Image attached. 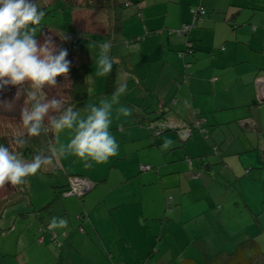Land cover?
I'll use <instances>...</instances> for the list:
<instances>
[{
	"label": "rangeland",
	"instance_id": "rangeland-1",
	"mask_svg": "<svg viewBox=\"0 0 264 264\" xmlns=\"http://www.w3.org/2000/svg\"><path fill=\"white\" fill-rule=\"evenodd\" d=\"M34 3L45 13L35 39L42 44L46 37H51L59 49L62 47L59 35L63 33L67 37L63 42L72 53L73 61L85 65L89 71L86 106L99 105L100 101L105 99L111 101L117 88L122 83L127 84L126 92L119 97V104L113 105L110 131L117 139L121 133H118L115 126L120 125L131 131L135 140L125 142L117 139L120 145L119 153L107 163H93L92 167H86L72 155L52 156L51 163L47 165L48 174L38 171L29 177L26 183L27 199L13 202L1 211L0 264H185L183 259L188 257L193 258L196 264H204L201 250L194 244L193 239L197 236L204 240L205 251L209 255L222 249L230 252L238 242L247 237H252L258 242L264 253V102H252L251 106L249 103L245 106L236 105L238 102L249 100L248 87H258V84L255 86L254 81L250 84L245 81V63H240L236 68L231 65L220 67L216 63L217 59L211 55H208V66L203 70L206 73L191 68L187 72L182 71L184 63H189L191 67L199 64L198 55H206L208 46L212 49L214 42L217 41L218 44V37L228 48L234 47L233 44L237 45L227 34V28L219 21H212V25H216V35L210 41L204 39L205 49L200 48V41L194 42L193 45L191 43V52L183 53L182 57L178 51L173 54L163 52L161 59H167V62L175 63L180 68V74L173 76L172 68L166 67L161 59H155L148 32H142L141 40H130L127 34L122 35V25L119 28V24L124 18H121L120 14L128 3L123 5L112 0L111 7H103L93 0H34ZM177 5L176 2L168 4V20L177 21ZM153 8V13L160 12L156 20L161 21L166 17L163 13L167 9H164L163 4ZM191 11V21L177 29L170 27L168 33L187 34L192 27L199 25L200 17L206 13L205 9L199 6ZM146 12L151 13V8H147ZM257 17L254 20L257 21ZM137 21V18L129 17L126 23L136 24ZM127 24H123V28ZM201 27L206 29L204 36L207 38L211 30L208 32V26L204 23ZM167 28L169 26L163 30L167 31ZM136 30L140 31L139 28ZM218 32L222 34L219 36ZM107 33L108 38L105 36ZM112 36L114 37L111 39ZM182 38L185 40L184 35ZM103 42H110L109 55L116 62L111 93L103 91L105 77L96 75L99 46ZM90 44L96 46L89 47ZM185 47L184 43L180 49ZM225 52L218 45L214 54L226 58ZM261 55L264 56V53ZM256 56L259 57V54ZM66 59L68 60L67 57ZM212 76L217 78L214 82L210 81ZM258 78L262 80L264 74L256 75L254 80ZM56 80V87L44 89L47 99H66L72 81L70 74L67 75V80L64 76H58ZM164 83L168 86L161 95L167 106H154L158 115H168L169 118L166 119L184 123L193 121L196 112L201 120L205 117L201 127L204 128L203 134H206L207 138L194 131L185 143L178 139L174 131L167 129L158 134L159 143L149 145L148 124L152 122L144 123L146 129L136 122L137 103L144 95L154 102L156 89ZM6 86L0 87V137L12 144L15 134L23 129L21 111L25 107L27 92L24 88L17 92L19 86ZM221 88L224 89L220 90ZM258 89L264 94L260 90L261 87ZM19 102H23V105L20 106ZM144 104L147 105V102ZM86 106L78 109L82 116L87 115ZM121 106L131 109V115H118L117 109ZM212 106L230 108L213 111ZM202 107L204 109H201ZM163 109L165 112H162ZM223 120L225 122H222ZM194 123L196 124L197 120ZM158 124L163 126L161 119L157 121L156 125ZM180 125L177 127L182 128L181 135H187L188 130ZM48 136L49 145L55 144L56 147L71 139V133L68 131L59 134L50 131ZM165 136L167 141H164ZM170 140L174 141L176 146L173 147L169 143ZM183 143L185 145L179 147ZM137 156L144 162L154 163L155 168L161 167L162 180L165 179L167 183L174 182V195L178 201L176 204L172 202L173 213L164 207V211H160L155 217L143 219L138 215L134 218L131 228L126 222L129 218L126 214V204L110 209L101 205L95 210L96 206L89 209L94 203L92 200H95L89 198L85 205L87 209L81 207L91 193L95 196L105 194L108 202L127 198L129 194L125 187L131 182L124 180L122 183L113 184L112 180L119 181L125 173L132 171L133 160ZM54 166L57 169L53 171ZM151 171L154 172L153 169ZM196 172L199 175L192 177ZM67 174H82L85 178L88 177V180L94 175L96 177L93 179L100 181L95 187L90 183L87 189L93 188L81 196V200L77 194H56L52 206L47 209L45 205L54 198L56 186L66 183ZM69 178L68 186L76 187L77 184L72 178L70 182ZM165 187V191L172 189ZM15 191L16 188L10 184L0 188V201ZM14 195L7 197L8 200ZM169 195L170 193H165V196ZM156 197L159 200L160 195L157 194ZM169 197L172 198V195ZM82 211L91 214L96 222H105L107 227L102 228L114 230V223H118L125 236L142 238V248L138 240L133 246L119 243L117 239L110 242L106 239L104 245L100 241L89 242L95 231L88 215L85 216V223L81 222ZM53 218L57 221L66 220L67 226L50 229L48 225ZM89 229L92 234L88 233Z\"/></svg>",
	"mask_w": 264,
	"mask_h": 264
},
{
	"label": "crops",
	"instance_id": "crops-1",
	"mask_svg": "<svg viewBox=\"0 0 264 264\" xmlns=\"http://www.w3.org/2000/svg\"><path fill=\"white\" fill-rule=\"evenodd\" d=\"M115 1L120 2L123 5H126L127 3L129 4L126 6L125 9L122 8L121 10L120 16L124 18L122 22L123 24H127L126 22L128 21L129 17L138 19L136 24L128 23L125 28H123V24H122V35L127 34L130 40L136 39V38L141 40L142 32L143 31L148 32L150 35L149 36L150 40H151L150 43L153 44V50L155 51V55H154L155 59H161L160 55H163V52H172V54L177 52V50H179L183 46V44L185 43L187 39L192 43V45L194 42L202 41L201 43L202 46H200V48L205 49L204 44H203L205 43L204 39L210 41L214 39L216 35V25L213 26L212 21H219L221 22V25L227 28L226 29L228 32L227 34L233 38L232 42L235 41L237 45L233 44L234 47L228 48L224 46V42L222 41L220 37H218L217 39L218 44H217V41L214 42L212 49L210 48V46H208V48L206 49L208 51L205 53L206 55H201V54L198 55V58L200 59L199 64H197L196 66H192V67L188 63H187L188 66L186 67H184L182 64L183 73L187 72L189 68L200 70L201 72L206 73V71H203V70L206 69V67L208 66L207 64L208 55H211L212 58L217 59L216 63L220 67L231 65L236 68V66H238L240 63H245V67H244V71L246 73L245 81H247V83L249 84L254 81V77L256 75L264 74V56L261 55L262 53H264V2H259V0H164L162 2L161 0H122L125 2H122L121 0H115ZM172 2L178 3L177 5L178 6V10H177L178 19L175 22L168 20V16L170 13L168 10V4H171ZM160 4H163L164 9H167L163 13L164 16L166 17L163 18L161 21L156 20L158 19V15L160 14V12L153 13V9H154L153 7H157ZM181 6H183L184 8L182 9ZM199 6L203 7L206 11V13L200 17L201 23L199 25L192 27L188 31L187 34L174 35V34L168 33V31L171 29L170 27H176L177 29V27H180L182 24L191 21L193 17V13L191 10L196 9ZM147 8H151L152 12L147 13L146 12ZM171 15H173V12L171 13ZM256 17L258 18L257 21L254 20V18ZM202 23L208 26L207 27L208 32H210L209 29L211 30L210 32L211 34L207 38L204 36L206 29H203V27H201ZM255 23H260V24L256 25ZM166 26H169V28H167V31H164L163 29ZM136 28H139L140 31L136 30ZM218 34L220 36L222 33L218 32ZM183 35L185 37V40H183L182 38ZM105 36L108 38L109 33H107ZM113 37L114 36H112L111 39ZM144 41H145V38H144ZM124 44H127V43H124ZM218 45H220L221 49L223 48V50L226 51L225 52L226 58L222 56L219 57L214 54L215 49L217 48ZM243 50H246V51H243ZM258 54H259V57L256 56ZM181 55H184V54H181ZM167 61H168L167 59H164V58L161 59V62L165 64L166 67L168 66L169 68H172L171 75L178 76L180 74L179 66H177L175 63H171ZM211 61H213V59ZM172 71L174 72L172 73ZM133 73H135V71ZM216 79H217L216 77L212 76V78H210V81L214 82ZM167 86H168L167 83H164L162 87L160 86L156 89V97H155L154 102H152L151 99H148L146 95H144L143 96L144 98H142L141 101L137 103V111H136V118H137L136 122L137 123H139L138 122L139 119L144 122L147 120H150V122H152V121H155L156 118L158 120L161 119V121L165 118H169L168 115H161V117L157 116L158 110L154 108V106L155 107L167 106L164 98L161 95L162 91ZM6 87L7 86H4V88ZM11 87H14V86L11 85ZM23 87L24 89H26L27 85L25 84ZM224 88H221L220 90H223ZM226 88L228 89V86H226ZM260 90L264 92V87L262 86ZM103 91L104 93H109V92H106L105 89H103ZM248 91H249V95L247 96L250 99L243 101V102H238L236 104L237 106L238 105L245 106L247 103H249L251 106L252 102H256V101L258 102V97L264 96V94L259 91L257 86L256 87L249 86ZM248 91L246 92V94L248 93ZM145 101L147 102V105L144 104ZM259 102H262V101H259ZM18 104L22 106L23 102H19ZM212 107H214L213 111H222V110L230 108V106H220V107L212 106ZM201 109H204V108L202 107ZM152 110H154V112L156 113L155 117H153ZM167 111L169 113V116H171L170 111L168 109ZM162 112H165L164 109ZM194 115L196 116L198 114L194 112ZM157 121L152 122V124H148V127L150 129V132L148 131L150 135L149 145H152V146L159 143L160 137H157L158 134L166 130V129L164 130L160 129L161 124L156 125ZM174 122L176 121L168 119L167 127L169 128L177 127V125L179 124H181L180 125L181 127L182 125H184V123H177V122L174 123ZM214 122L216 123V121ZM222 122H225V121L223 120ZM133 125L138 126L137 124H133ZM139 125L145 126L144 124H141V123H139ZM115 128L117 129L119 134L121 133L119 136H117V139L123 140L125 142H132L133 140H135L131 131H127L120 125L115 126ZM177 128H179V126ZM145 129H146V126H145ZM195 129H194L195 131L200 132L202 128L199 127L200 130L198 128H195ZM159 130L160 132H158ZM122 134H124L123 137L121 136ZM127 135L130 138H128ZM164 141H167V136H165ZM169 143H171L173 147L176 146L174 141L170 140ZM185 143H183L182 145H185ZM182 145L179 147H182ZM136 153H138L137 149H136ZM202 153L205 154V152H202ZM134 159L135 160H133L132 171L128 172V174L125 173V176H123V178H120L119 181L112 180L113 184H118V182L122 183L124 180L125 181L128 180L131 182L130 185H126L125 187L129 194L127 198H123L122 200H116L115 202H108L105 194L102 196H95V194L91 193L85 198L81 207L82 208L84 207V209H87L85 205L89 198L95 199V200H92V202H94L93 205L89 207V209H92L96 206L95 210L101 205L107 209H110V208H115V207H119L121 205L126 204V209H127L126 214L129 217L127 218L126 222L128 226L133 228L134 218L138 217V215L144 219V218H149V217H155V215L160 213V211H164V207L166 209L165 201L167 200V197H169L170 195H172L171 201L172 202L174 201L173 204H176L178 201V198H176L174 195V191H175L174 182L167 183L165 179L162 180V178H160L161 167H159L158 165L159 168L157 167L155 168L154 163L151 164L150 162L149 163L144 162V160H140L139 156H137ZM138 164L140 165V170H138ZM152 169L154 170V172L151 171ZM194 174L195 173L192 174V177ZM79 175H82V174H79ZM83 176L85 177V175ZM91 177L92 178L91 179L89 178V179L92 181L97 179V178L93 179L96 177L94 175H91ZM136 180H137V183H135ZM97 182H96V185H97ZM96 185H94V187ZM165 186L170 187L172 189L170 191H165L166 189ZM165 193H170V195L165 196ZM157 194L160 195V198H159L160 201L156 197ZM80 196H83V193L80 194ZM173 209L171 208L172 213H173ZM87 215H88V219L90 220L91 226L93 227L95 231V234H92L91 229H89L88 233H91L93 236L92 238L90 237L89 242H97V243L101 242L104 245L106 244V239L109 242L114 239H117L119 243H124L127 246H133L135 241L138 240L140 241L139 242L140 247L142 248L143 246V242L141 241L142 238L136 239V238H129L125 236L122 233L123 228L118 223H114L113 225L114 230H111L109 228H102L103 226L107 227L106 223L105 222L100 223L98 221L96 222L95 218L91 216V214L89 213L87 214L85 211L81 212L80 218L86 219L85 216ZM190 259H193V258H190Z\"/></svg>",
	"mask_w": 264,
	"mask_h": 264
},
{
	"label": "clouds",
	"instance_id": "clouds-1",
	"mask_svg": "<svg viewBox=\"0 0 264 264\" xmlns=\"http://www.w3.org/2000/svg\"><path fill=\"white\" fill-rule=\"evenodd\" d=\"M44 15L34 0H0V87L20 86L19 92L27 85L25 107L21 111L27 137H37L42 132L59 134L68 131L71 139L59 147L49 145V155L37 154L31 161L23 159L17 150L0 145V188L9 184L13 187L26 184L29 177L51 163L52 156L72 155L86 167H92L93 163H107L119 153L120 145L110 126L113 105L119 104V97L126 92L127 84L122 83L117 88L111 101L105 99L99 105L86 106V116L74 110L72 105L64 108L60 99H47L44 89L56 87L58 76L67 80L71 61L66 59L67 49H58L51 37H46L42 44L35 39ZM59 36L62 40L67 39L63 33ZM99 47L96 75L106 77L113 64L109 55L111 44L103 42ZM117 113L128 117L131 109L121 106ZM24 137L25 132L15 134L16 149L27 145ZM66 226V220L57 221L55 218L49 225L50 229Z\"/></svg>",
	"mask_w": 264,
	"mask_h": 264
},
{
	"label": "trees",
	"instance_id": "trees-1",
	"mask_svg": "<svg viewBox=\"0 0 264 264\" xmlns=\"http://www.w3.org/2000/svg\"><path fill=\"white\" fill-rule=\"evenodd\" d=\"M93 2L98 3L103 7H111V5H113L112 0H93ZM122 22H123V20L122 21L120 20L119 28L122 25ZM61 45H62L61 48L67 49V52H68L67 58L69 61H71L70 72L68 74H70V77L72 80L71 84L69 85V91H68L67 98L66 99L62 98L61 100L63 101V107L64 108L68 107L69 105H72V106H74V110H78L79 108L86 106V99L88 97V94L86 91V87H87L86 83H87V78L89 76V71L85 68V65L76 64L73 61L72 53L68 50L67 46L65 45V43L63 42L62 39H61ZM185 50H186V47L182 50L179 49L177 51H178V53L181 52L183 54V53H185ZM110 57L113 60L112 70H111V73L105 77V85H104L105 91L109 92V93L112 91L113 81H114L115 71H116V62L114 61V59L111 55H110ZM146 109H147V107H146ZM154 110H152L153 117L156 116V113L154 112ZM58 114L59 113H57V115ZM157 116H160V115H157ZM157 120L158 119L156 118L155 121H152V122H156ZM196 120H199L201 122L197 126H195V124H194V121H196ZM167 121H168V119H166V118L161 121L164 125L160 129H163V130L164 129H166V130L167 129H170V130L174 129L176 136L182 142L183 138L180 136V133H179L182 128H177V127L169 128V127H167L168 126ZM138 122L141 124H144L145 122H150V120H147L144 122V121L139 119ZM203 122H205V117L202 118V120H201L200 116L196 115L193 121L184 122L183 126L190 128V133L188 134L189 136H191L192 133L196 130L195 128L199 129V127H200V128H202L200 133L205 138H207L208 136L206 134H203L204 128L201 127ZM191 129H192V131H191ZM21 132H25L24 138L27 140V145L25 147H23L21 149H16L14 139L12 140V144H10V143L2 140V138H4V137H0V145L8 146L10 149L17 150L20 153L21 157L23 159H25L26 161H31L32 158L37 154H45L46 153L45 155H49L48 147L50 144V139H49L48 133L42 132L37 137H27L26 136V130L22 129ZM187 160H188V162L191 163L189 158H187ZM47 165L43 166L38 171L42 172L43 174H48L49 167ZM52 169L54 171L55 169H57V167L54 166ZM71 175H73V174H70V175L67 174L66 183L64 185H58L59 187L56 186L57 191H55L54 198L51 199L45 205L47 209H49L52 206V203L56 199V194L62 195V193L64 194L65 192H67V190H68L67 180ZM75 175L80 176V177H84L83 175H79V174H75ZM198 175H199V173L196 172L193 175V177L194 176L197 177ZM97 181H99V180L98 179L94 180V182L92 183L93 186L96 185ZM15 188H16V191L14 193H12L11 195H9L11 197L12 195L15 194L12 199L8 200L7 197H9V196H4V199H1V201H0V217H1V213H2L1 211L3 208L9 206L13 202H17L18 200L20 201L23 199H27L26 184L15 187ZM78 197L81 200V198H80L81 196L78 195ZM165 202H166V209L170 211L172 206H173L172 201H171V197H167V200ZM84 220L85 219L82 218L81 222L84 223ZM0 230H1V228H0ZM54 236H55V234H54ZM193 240H194V244L197 247H199L198 248L199 250H201L202 257L204 258V264H264V253L261 251V248H260V245L258 244V242H256L252 237H247V238L241 240L240 242H238L230 252H226L225 249H222L221 251H219L213 255L206 254L204 240L200 236H197ZM183 261L185 262V264H196L193 261V259H190V258H184Z\"/></svg>",
	"mask_w": 264,
	"mask_h": 264
},
{
	"label": "built area",
	"instance_id": "built-area-1",
	"mask_svg": "<svg viewBox=\"0 0 264 264\" xmlns=\"http://www.w3.org/2000/svg\"><path fill=\"white\" fill-rule=\"evenodd\" d=\"M180 34H182V33H180ZM263 80H264V78L262 80H260L258 78L256 81L254 80V82H255V84H258V87H262V86L264 87V81ZM259 84H260V86H259ZM198 123H201V122L199 120H197L196 124H198ZM196 124H195V126H197ZM185 129L188 130V134H189L190 133V128L189 127H185ZM182 131L183 130L181 129L180 132H179L180 136L182 138H185L188 134L185 135V133H182V135H181ZM71 178H72L73 182H75L77 184V186L76 187L68 186L67 192L64 193L65 195H70V194L80 195V194H82V192L84 190L87 189V187L90 185V183L92 184V182L90 180H88L87 178H85V177H80V176H76V175L75 176H71L69 178L70 182H71Z\"/></svg>",
	"mask_w": 264,
	"mask_h": 264
},
{
	"label": "water",
	"instance_id": "water-1",
	"mask_svg": "<svg viewBox=\"0 0 264 264\" xmlns=\"http://www.w3.org/2000/svg\"><path fill=\"white\" fill-rule=\"evenodd\" d=\"M258 101H262L264 102V96L262 97H258ZM172 131H175L174 129H172ZM189 138V135H187L185 138H183L182 142H185L187 139ZM94 187V186H93ZM93 187H91L90 189L84 190L82 193L83 195H85L86 193H88ZM70 195H75V194H70Z\"/></svg>",
	"mask_w": 264,
	"mask_h": 264
},
{
	"label": "flooded vegetation",
	"instance_id": "flooded-vegetation-1",
	"mask_svg": "<svg viewBox=\"0 0 264 264\" xmlns=\"http://www.w3.org/2000/svg\"><path fill=\"white\" fill-rule=\"evenodd\" d=\"M185 46H186L185 53H187V52H191V51H189V50H191L190 47H192V46H191V42H190L188 39L185 41ZM181 54H182V53L179 52V56H180V57L183 56V55H181ZM188 64H189V63H188ZM188 64H187V63H184V67L188 66ZM259 76H260V75H259Z\"/></svg>",
	"mask_w": 264,
	"mask_h": 264
}]
</instances>
